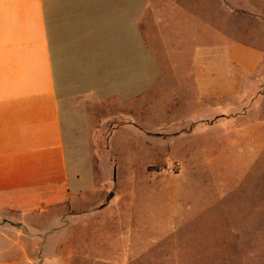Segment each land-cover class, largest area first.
Listing matches in <instances>:
<instances>
[{
	"label": "rangeland",
	"instance_id": "374dc122",
	"mask_svg": "<svg viewBox=\"0 0 264 264\" xmlns=\"http://www.w3.org/2000/svg\"><path fill=\"white\" fill-rule=\"evenodd\" d=\"M118 3L111 23L131 32L127 55L126 36L137 40L142 74L127 89L114 74L109 89L97 83L95 97L63 107L71 191L85 192L65 206L55 264H264V99L194 87L202 73L253 76L230 47L259 44L264 26L249 13L264 0Z\"/></svg>",
	"mask_w": 264,
	"mask_h": 264
},
{
	"label": "crops",
	"instance_id": "0c3cea01",
	"mask_svg": "<svg viewBox=\"0 0 264 264\" xmlns=\"http://www.w3.org/2000/svg\"><path fill=\"white\" fill-rule=\"evenodd\" d=\"M120 1L0 0V264H55L60 257L65 206L80 207L77 196L85 192L71 191L63 107L76 97H95L97 83L109 89L114 74L124 89L142 74L137 40L126 36L128 60L123 39L131 32L111 23L113 12L123 9ZM255 12L247 13L264 26V13ZM258 43L230 47L231 62L253 76L198 74V95L264 99V36ZM47 213L50 224L27 222ZM51 226L54 234L35 238L34 231Z\"/></svg>",
	"mask_w": 264,
	"mask_h": 264
}]
</instances>
